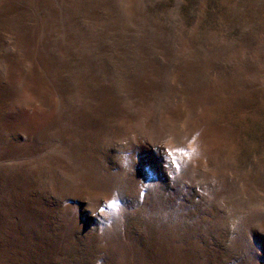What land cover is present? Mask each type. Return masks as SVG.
I'll list each match as a JSON object with an SVG mask.
<instances>
[{
	"label": "rangeland",
	"instance_id": "obj_1",
	"mask_svg": "<svg viewBox=\"0 0 264 264\" xmlns=\"http://www.w3.org/2000/svg\"><path fill=\"white\" fill-rule=\"evenodd\" d=\"M0 264H264V0H0Z\"/></svg>",
	"mask_w": 264,
	"mask_h": 264
}]
</instances>
